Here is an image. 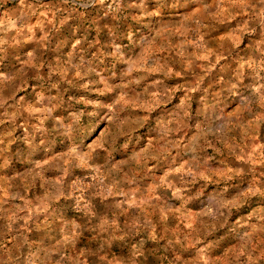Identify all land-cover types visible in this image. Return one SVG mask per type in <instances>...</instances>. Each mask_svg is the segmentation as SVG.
I'll list each match as a JSON object with an SVG mask.
<instances>
[{"label": "clouds", "instance_id": "obj_1", "mask_svg": "<svg viewBox=\"0 0 264 264\" xmlns=\"http://www.w3.org/2000/svg\"><path fill=\"white\" fill-rule=\"evenodd\" d=\"M0 264H264V0H0Z\"/></svg>", "mask_w": 264, "mask_h": 264}]
</instances>
